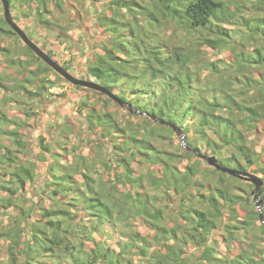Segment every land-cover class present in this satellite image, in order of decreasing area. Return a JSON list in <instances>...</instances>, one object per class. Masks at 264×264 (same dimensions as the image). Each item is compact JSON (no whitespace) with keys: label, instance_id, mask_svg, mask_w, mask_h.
<instances>
[{"label":"trees","instance_id":"obj_1","mask_svg":"<svg viewBox=\"0 0 264 264\" xmlns=\"http://www.w3.org/2000/svg\"><path fill=\"white\" fill-rule=\"evenodd\" d=\"M9 1L16 22L30 17L63 41L78 21L70 12L89 13L91 77L145 115L72 83L98 93L81 103L89 134L66 118L33 147L29 100L47 98L52 67L0 0V264H264L259 210L234 188L253 183L209 165L150 116L182 128L190 148L264 179V0ZM12 36L37 60L16 56ZM114 101L134 119L111 111ZM219 238L227 249L218 254Z\"/></svg>","mask_w":264,"mask_h":264},{"label":"rangeland","instance_id":"obj_2","mask_svg":"<svg viewBox=\"0 0 264 264\" xmlns=\"http://www.w3.org/2000/svg\"><path fill=\"white\" fill-rule=\"evenodd\" d=\"M90 4L86 2L85 8L88 9L86 11L91 12ZM1 12H3V5L1 3ZM73 15V18H77L78 21L68 26L66 38L67 40H59L57 33L52 30H47L41 26H37L32 18L23 17L19 19V25L26 31L27 34L31 37L33 41L38 43L46 52L49 51L46 49L52 48L55 51V57L58 62H60L63 66L69 61L70 58L73 61L69 64V71L78 78H89L95 82L100 83L94 77H91L89 73V59L92 57V53L94 49H92L93 45H95L98 40L96 29L93 27V22L90 19L89 13L85 15H80L78 13L75 14L74 11L70 12ZM264 16V13L262 14ZM15 19V18H14ZM233 27V26H231ZM236 35H242V32L239 30H235ZM10 40L13 43V46L16 49V56L20 57V59L29 58L32 60L33 58L37 60L36 54H34L28 47H26L23 42H19L14 36L10 37ZM6 44H8V40H5ZM22 45V46H21ZM46 46V47H45ZM254 49L252 44H248L245 46V54L252 52ZM96 51H100V49H95ZM52 54V53H51ZM45 66V65H44ZM46 68H49L45 66ZM50 70L46 75L52 80L53 84L50 86L51 89L47 93V98L41 103L36 104L35 101L29 100V103L33 105V108L36 111V114L32 117L35 118L36 125L32 128H28L29 132V140L33 145L36 142V138L39 135L57 132V122L62 123L66 118H69V121L72 122L75 128H78L81 132L87 131L89 134L88 123L85 120L87 107H81L82 100L84 98L88 99L86 96H90V101L95 102L94 99L98 97V93L91 92L86 89V95H84L85 90H83L82 86H74L71 82L67 81L64 77H61L55 70L49 68ZM206 73V71H205ZM101 84V83H100ZM11 105L15 108H19L16 106L15 102H11ZM29 107V106H28ZM109 108L111 111H118L126 115V119H134L131 116L126 114L127 108H121L114 101L110 103ZM128 116V117H127ZM85 139L88 136L84 135ZM48 139H51L50 136ZM180 141V140H179ZM34 147V145H33ZM37 150V149H36ZM179 151V149H178ZM83 153H88V148L83 149ZM209 155H216L212 153H208ZM186 160L183 162L185 163ZM223 165L235 168L238 170H246L242 167L238 166L232 160H224L222 162ZM256 173V172H255ZM260 175V173H257ZM236 191L244 196L251 195L252 200L254 201V196L252 195V191L255 189V185H250L242 181H236L234 186ZM28 196H31L33 193L30 191V187L27 190ZM35 197V196H34ZM38 196H36L37 199ZM264 210V204L262 206ZM215 233L222 234V230L215 231ZM216 247V251L219 253L223 252L227 249V242L222 239H216L212 241ZM115 243V241H114ZM193 249H189V253H193ZM138 258V257H137ZM139 264L142 263L140 260Z\"/></svg>","mask_w":264,"mask_h":264},{"label":"water","instance_id":"obj_3","mask_svg":"<svg viewBox=\"0 0 264 264\" xmlns=\"http://www.w3.org/2000/svg\"><path fill=\"white\" fill-rule=\"evenodd\" d=\"M3 5V14L6 21L12 26L13 30L20 36V38L31 47V49L40 57L44 62H46L49 66H51L57 73L63 76L66 80L73 83L74 85H80L84 87H88L99 91L103 94L109 95L113 98L116 102H119L121 105H127L130 111L140 113L141 115H145L144 112H140L132 107L130 104H126L121 98L117 97L114 93L111 92L109 88L106 86L95 82L89 78H78L73 75L68 69H66L60 62L54 59L48 52H46L38 43L33 41L26 31L16 22L14 19L13 13L11 11V3L9 0H1ZM154 120H158L159 122L166 124L173 128L180 140L181 145L196 154H198L201 158L205 159L209 165L216 167L217 169L227 172L233 176L239 177L241 179L247 180L255 185V189L252 191V195L254 196L255 205L259 210L260 220L264 224V211L262 206L264 204V199L262 197V193L264 190V179L261 175L246 170H238L235 168H231L225 166L219 162V159L216 155H209L202 153L196 149H192L188 146L186 141L185 132L182 128L178 127L177 125L170 123L162 118H158L155 116L150 115Z\"/></svg>","mask_w":264,"mask_h":264}]
</instances>
